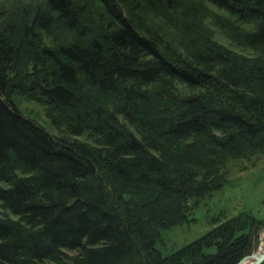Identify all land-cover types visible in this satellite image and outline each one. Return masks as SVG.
Instances as JSON below:
<instances>
[{
    "label": "trees",
    "instance_id": "1",
    "mask_svg": "<svg viewBox=\"0 0 264 264\" xmlns=\"http://www.w3.org/2000/svg\"><path fill=\"white\" fill-rule=\"evenodd\" d=\"M193 1L0 0V205L14 216L0 217V264H236L254 250L264 222L241 214L155 246L221 181L207 166L264 151V0ZM202 1L254 55L201 33ZM14 92L93 146L46 133Z\"/></svg>",
    "mask_w": 264,
    "mask_h": 264
},
{
    "label": "rangeland",
    "instance_id": "2",
    "mask_svg": "<svg viewBox=\"0 0 264 264\" xmlns=\"http://www.w3.org/2000/svg\"><path fill=\"white\" fill-rule=\"evenodd\" d=\"M194 2L197 3L198 0H194L193 4H195ZM204 2L206 6L204 13L198 9V13L196 12L193 18L201 33L224 47L228 52L238 56L254 55L253 50L240 44L237 40L235 41L233 35H229L228 30L220 26V22L216 17L228 16L208 2ZM160 28L167 30L169 33L172 32L171 27L161 25ZM42 42L47 43L45 38L42 39ZM11 100L24 117L37 124L49 135L65 140L76 139L93 146L92 140L84 135L71 136L64 129L55 128L45 113L44 105L26 100L24 94L19 92L11 94ZM119 120L127 125L120 117ZM128 129L135 134L133 127L128 125ZM207 168V170H211L208 178L217 176L221 181L215 189L194 199V204H190L188 207L186 219L158 229V241L155 246L160 254H169L179 249L223 220L239 214L252 218L254 222H264V151L253 152L243 157L225 155L221 159L218 158L216 164L210 167L207 166ZM21 174L16 171L18 177L22 176ZM0 185L6 186L3 183H0ZM2 216L14 219V216L8 214L0 205V217ZM260 244L261 249L264 250V226L261 225L258 228L257 240L252 252L259 253ZM213 249L211 246L204 250L212 252ZM62 251L68 258L77 253L74 250L62 249ZM41 264L56 263L43 261Z\"/></svg>",
    "mask_w": 264,
    "mask_h": 264
},
{
    "label": "water",
    "instance_id": "3",
    "mask_svg": "<svg viewBox=\"0 0 264 264\" xmlns=\"http://www.w3.org/2000/svg\"><path fill=\"white\" fill-rule=\"evenodd\" d=\"M247 259L251 260L250 264H263L264 263V251L261 253L252 252V253L246 254V255L242 256L236 262V264H240L241 262H243Z\"/></svg>",
    "mask_w": 264,
    "mask_h": 264
},
{
    "label": "bare ground",
    "instance_id": "4",
    "mask_svg": "<svg viewBox=\"0 0 264 264\" xmlns=\"http://www.w3.org/2000/svg\"><path fill=\"white\" fill-rule=\"evenodd\" d=\"M264 250L261 249V244H260V248L258 249V252L261 253L263 252ZM251 263V260L250 259H247L243 262H241L240 264H250Z\"/></svg>",
    "mask_w": 264,
    "mask_h": 264
}]
</instances>
